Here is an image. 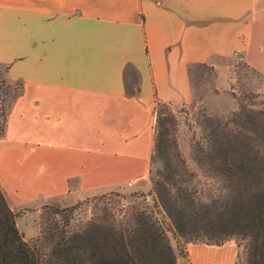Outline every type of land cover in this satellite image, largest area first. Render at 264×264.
<instances>
[{
	"label": "crops",
	"instance_id": "0c3cea01",
	"mask_svg": "<svg viewBox=\"0 0 264 264\" xmlns=\"http://www.w3.org/2000/svg\"><path fill=\"white\" fill-rule=\"evenodd\" d=\"M263 27L264 0H0V68L20 83L0 135L8 205L148 189L156 102L191 98L192 62L217 87L234 58L259 68ZM236 253L233 239L188 241L176 264Z\"/></svg>",
	"mask_w": 264,
	"mask_h": 264
},
{
	"label": "trees",
	"instance_id": "16d2710c",
	"mask_svg": "<svg viewBox=\"0 0 264 264\" xmlns=\"http://www.w3.org/2000/svg\"><path fill=\"white\" fill-rule=\"evenodd\" d=\"M232 114L234 125H217L218 132L207 122L205 143L195 147L215 186H198L167 128L154 127L152 154L161 164L157 177L150 176L151 202L97 205L74 222L57 209V222L40 228L37 245L23 239L18 210L0 188V264H176V256L185 255L181 242L231 238L242 245L241 264H264V107L239 101Z\"/></svg>",
	"mask_w": 264,
	"mask_h": 264
},
{
	"label": "rangeland",
	"instance_id": "374dc122",
	"mask_svg": "<svg viewBox=\"0 0 264 264\" xmlns=\"http://www.w3.org/2000/svg\"><path fill=\"white\" fill-rule=\"evenodd\" d=\"M259 31L261 46L253 55L259 68L250 65L240 57L234 58L230 65L228 84L224 87H217L216 71L212 66L204 62H192L187 69L191 98L173 108L165 102L157 101L155 104V130L167 128L166 136L175 143L186 167L193 172V179L197 181L198 186L203 188L215 186L213 177L205 175L206 165L199 163L202 157L195 150L196 146L205 143V132L208 128L206 123H211V129L216 132L219 130L218 126L223 123L232 127L234 125L231 121L232 112L238 109L239 101L249 107H264V27ZM19 89V83L5 78L2 68H0V135L3 132L8 107ZM156 116H158V121H156ZM159 122H162L164 126H160ZM160 164L161 159L156 154H152L148 173L149 187L150 176L157 177L156 170ZM148 189L117 188L78 198L71 197L72 200L68 201L49 198L35 206L25 205L14 209L18 210L15 215L16 226L23 239L31 245L35 243L37 245L39 239L37 240L35 237L39 234L40 228L46 226L51 219L57 222V209H63L69 221H82L91 215L97 205L106 204L115 208L118 205L149 204L151 195L146 194ZM201 239L207 238L202 237ZM40 242L44 244L42 241ZM176 242L174 238H171L174 252L177 251ZM185 243H180L182 248ZM241 249L242 245H237V264H241L243 261Z\"/></svg>",
	"mask_w": 264,
	"mask_h": 264
},
{
	"label": "water",
	"instance_id": "95a60500",
	"mask_svg": "<svg viewBox=\"0 0 264 264\" xmlns=\"http://www.w3.org/2000/svg\"><path fill=\"white\" fill-rule=\"evenodd\" d=\"M239 55H240V53H239Z\"/></svg>",
	"mask_w": 264,
	"mask_h": 264
}]
</instances>
